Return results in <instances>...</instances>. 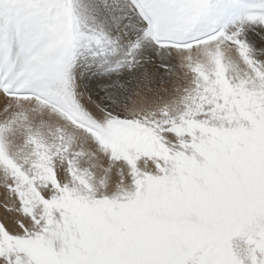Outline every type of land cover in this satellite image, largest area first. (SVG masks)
Returning a JSON list of instances; mask_svg holds the SVG:
<instances>
[{
    "label": "snow or ice",
    "instance_id": "obj_1",
    "mask_svg": "<svg viewBox=\"0 0 264 264\" xmlns=\"http://www.w3.org/2000/svg\"><path fill=\"white\" fill-rule=\"evenodd\" d=\"M0 264H264V0H0Z\"/></svg>",
    "mask_w": 264,
    "mask_h": 264
},
{
    "label": "rangeland",
    "instance_id": "obj_2",
    "mask_svg": "<svg viewBox=\"0 0 264 264\" xmlns=\"http://www.w3.org/2000/svg\"><path fill=\"white\" fill-rule=\"evenodd\" d=\"M2 189H0V193H2ZM0 215H3V209L2 208H0Z\"/></svg>",
    "mask_w": 264,
    "mask_h": 264
}]
</instances>
